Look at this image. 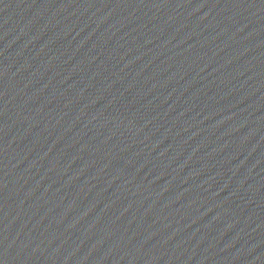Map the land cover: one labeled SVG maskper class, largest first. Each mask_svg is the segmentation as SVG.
Segmentation results:
<instances>
[{
  "label": "water",
  "instance_id": "1",
  "mask_svg": "<svg viewBox=\"0 0 264 264\" xmlns=\"http://www.w3.org/2000/svg\"><path fill=\"white\" fill-rule=\"evenodd\" d=\"M0 264H264V0H0Z\"/></svg>",
  "mask_w": 264,
  "mask_h": 264
}]
</instances>
